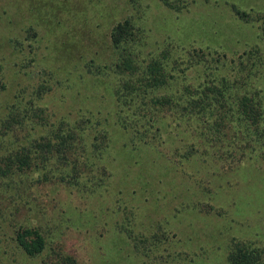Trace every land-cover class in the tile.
Here are the masks:
<instances>
[{"label":"trees","instance_id":"trees-1","mask_svg":"<svg viewBox=\"0 0 264 264\" xmlns=\"http://www.w3.org/2000/svg\"><path fill=\"white\" fill-rule=\"evenodd\" d=\"M33 1L29 15L15 2L0 14V201L12 204L0 206V220L13 223L14 233H2L0 246L13 245L27 261L1 256L4 250L0 264H78L49 244L55 241L41 224L17 222L20 203L37 196V187L57 190V227L58 218L82 215L75 203L91 198L119 232L143 244L139 222L168 224L155 219L151 178L158 171L165 180L157 183L170 190L192 181L208 193L196 162L232 169L257 150L264 163L262 103L257 92L237 89L258 48L237 61L216 52V40L206 44L200 29H182V0H157L175 17L150 28L154 15L142 0H128L135 12L109 0L90 19L60 0ZM228 5L239 21L260 22L264 39V13ZM57 95L65 114L50 113L44 102ZM188 208L181 203L174 216ZM262 252L233 243L227 264H261Z\"/></svg>","mask_w":264,"mask_h":264},{"label":"rangeland","instance_id":"rangeland-1","mask_svg":"<svg viewBox=\"0 0 264 264\" xmlns=\"http://www.w3.org/2000/svg\"><path fill=\"white\" fill-rule=\"evenodd\" d=\"M60 1L69 4L75 12L85 13L90 19V15H94L95 11L101 8V4L109 0ZM182 1L186 5L182 14H178L182 24L184 23L182 29L190 35L194 33L193 29H200L206 44V37L216 40V52H227L229 57L236 58V55L244 51L258 48L261 56L251 61L257 64L244 71V83L238 84L237 89L240 93L257 92V98L262 103L264 123V39L259 29L261 23H243L232 14L229 5L227 6L234 4L246 12L253 9L264 13V0H207V4L205 0ZM13 2L18 6L21 4L22 9L29 15V8L35 1L0 0V14L7 7H11ZM141 3L144 8L148 6L149 12L154 15V20L150 21L151 25L146 28L156 24L162 26L165 22L171 23L175 17L172 11L160 4L156 5L157 0H142ZM115 4L124 10L126 8L135 12L128 0H116ZM122 13L120 17L126 14ZM3 27L0 23V29ZM4 29L9 32L8 28ZM219 45L226 50L221 49ZM232 65L234 64H229L224 71L232 68ZM245 84L247 86H244ZM44 102L48 105V111L53 114L59 113L60 110L65 114L68 109L67 105L60 102L58 95ZM253 145L257 147L255 142ZM250 157L251 159L245 158L240 164H234L232 169H226L222 165L205 169L202 167L203 163L196 162L195 167L197 165L201 168L195 175L200 181L204 180L202 185L208 187V193L201 191L202 189L192 181L178 183L170 190L166 181H162L165 185L157 183L158 179L165 180L163 177L159 178L161 172L158 171V175L151 178L152 189L159 198L158 203L154 201L156 209L153 203L152 209H155L156 221L167 219L168 224L164 225L165 228L157 229L152 221L143 219L139 222L134 230L148 237L143 244H135L130 241L128 234L119 232L115 227L118 221L110 220L109 213L100 207L103 204L99 202L96 205L91 198H83L75 203L78 210L83 211L82 215L70 214L69 219L58 218V225L61 226L57 227L55 207L59 195L57 190L48 186L41 189L37 187L38 191L34 189L37 196L30 195L24 205L19 202L21 210L15 218L20 223L28 220L41 224L42 229L50 235L51 241H55L49 244L60 248L78 264H227V254L233 243L259 248L263 251L261 264H264V163L257 150L251 153ZM184 196H187V199H183ZM1 201L0 206L12 207V204ZM189 201L197 203V209L202 211L197 213L194 203ZM181 203L185 208L189 207V211L179 215L177 219L174 216V208L181 209ZM207 210L210 213H207ZM73 218H79V221L72 220ZM11 224L13 223L10 221L2 223L0 220V238L2 233H5L6 237L14 236ZM4 250L7 254L2 253L1 256H13L18 263L20 260L27 263L13 245L8 247L2 243L0 252Z\"/></svg>","mask_w":264,"mask_h":264}]
</instances>
